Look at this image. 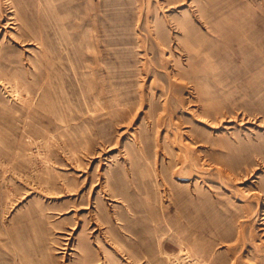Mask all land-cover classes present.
<instances>
[{
	"label": "rangeland",
	"instance_id": "1",
	"mask_svg": "<svg viewBox=\"0 0 264 264\" xmlns=\"http://www.w3.org/2000/svg\"><path fill=\"white\" fill-rule=\"evenodd\" d=\"M263 192L264 0H0V264H264Z\"/></svg>",
	"mask_w": 264,
	"mask_h": 264
},
{
	"label": "bare ground",
	"instance_id": "2",
	"mask_svg": "<svg viewBox=\"0 0 264 264\" xmlns=\"http://www.w3.org/2000/svg\"><path fill=\"white\" fill-rule=\"evenodd\" d=\"M43 78V77H42ZM36 79V78H35ZM39 79V78H38ZM43 85H45V84H43ZM49 106V105H48ZM224 171V170H223ZM227 172V173H226ZM226 172H221V174H222V176L223 175H225V176H229L230 178H231V174H233V173H231V172H229V171H226ZM253 193V192H252ZM264 193V192H263ZM255 194H257V193H255ZM253 195V194H252ZM251 195V196H252ZM261 197V196H260ZM264 218V217H263ZM245 219H247V218H245ZM261 223L263 224L261 227H260V229H261V231H263L262 232V234H264V220H262L261 221ZM241 224V223H240ZM242 225V224H241ZM240 225V226H241ZM245 226V225H244ZM242 228V227H241ZM245 229V228H244ZM231 231V230H230ZM240 232H239V234H238V236H239V238L237 237V239H242V241L243 242H246V238H245V233H244V230L242 229V230H239ZM227 238H230L231 237V234H227V235H225ZM238 243H240V241L238 242V240L234 243L235 245H237ZM248 243V242H247ZM239 259H238V256L237 255H233L232 256V260H231V263L230 264H239V261H238Z\"/></svg>",
	"mask_w": 264,
	"mask_h": 264
}]
</instances>
